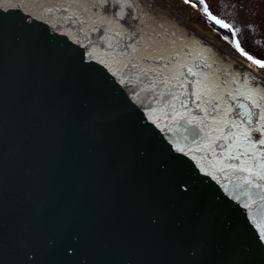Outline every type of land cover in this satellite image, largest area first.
Segmentation results:
<instances>
[{
	"label": "water",
	"instance_id": "95a60500",
	"mask_svg": "<svg viewBox=\"0 0 264 264\" xmlns=\"http://www.w3.org/2000/svg\"><path fill=\"white\" fill-rule=\"evenodd\" d=\"M155 2L179 32L264 80ZM81 51L0 11V264H264L245 211Z\"/></svg>",
	"mask_w": 264,
	"mask_h": 264
},
{
	"label": "snow or ice",
	"instance_id": "6c2138e0",
	"mask_svg": "<svg viewBox=\"0 0 264 264\" xmlns=\"http://www.w3.org/2000/svg\"><path fill=\"white\" fill-rule=\"evenodd\" d=\"M156 6L155 0H0V11L42 22L122 86L174 151L190 157L245 211L264 250V80L226 65L158 15ZM189 6H203L206 23L233 36L239 31L212 14L206 0ZM234 48L248 68L264 70V60L239 40Z\"/></svg>",
	"mask_w": 264,
	"mask_h": 264
},
{
	"label": "rangeland",
	"instance_id": "374dc122",
	"mask_svg": "<svg viewBox=\"0 0 264 264\" xmlns=\"http://www.w3.org/2000/svg\"><path fill=\"white\" fill-rule=\"evenodd\" d=\"M164 2L166 1L164 0ZM166 3L177 13V10L170 3ZM191 3L198 4V0H189V5ZM206 3L209 5L212 14L231 24L233 28L239 29V31L233 36L230 30H221L218 26H214L211 21L206 23L207 18H201L203 6L193 8L187 5L185 13L188 15L187 21L192 26L196 29H198L196 26H199L205 30L208 27L212 28L231 46H233L232 42L235 44L239 40L241 47L248 54L264 60V0H206ZM202 29L198 30L210 38ZM226 36L227 40L225 39ZM222 48L229 51L226 46H222Z\"/></svg>",
	"mask_w": 264,
	"mask_h": 264
},
{
	"label": "bare ground",
	"instance_id": "6f19581e",
	"mask_svg": "<svg viewBox=\"0 0 264 264\" xmlns=\"http://www.w3.org/2000/svg\"><path fill=\"white\" fill-rule=\"evenodd\" d=\"M164 1V0H163ZM166 2L170 3L176 10L177 13H179V15L181 17H183L185 20H188V15L185 13L187 10V5L183 3L182 0H165ZM186 7V8H185ZM198 29H202L199 26H196ZM202 31L208 35L212 40H214L215 42L219 43V45L221 46H226L227 49H229V52L231 54H233L234 56H236L239 59H242L243 61H245L246 63H250L249 61H247L244 57L240 56V54L235 50L234 46H231L229 43H227L226 41H224L220 35L214 31L212 28L208 27V29H202ZM257 71H259L261 74L264 75V70H260V69H255Z\"/></svg>",
	"mask_w": 264,
	"mask_h": 264
}]
</instances>
